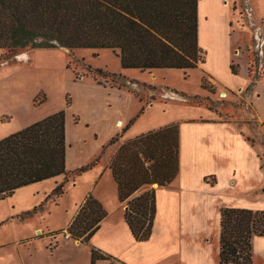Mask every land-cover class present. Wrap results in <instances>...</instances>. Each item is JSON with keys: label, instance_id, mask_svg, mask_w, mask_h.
<instances>
[{"label": "crops", "instance_id": "crops-1", "mask_svg": "<svg viewBox=\"0 0 264 264\" xmlns=\"http://www.w3.org/2000/svg\"><path fill=\"white\" fill-rule=\"evenodd\" d=\"M246 2L248 14L253 21L247 31L249 36L246 41L240 43L241 39L239 38L241 35L243 36V32L240 33L241 28L236 27L231 30L232 25L228 24L229 17L224 18L219 22V26L221 25L220 40L224 43V48L215 53L214 63L209 64V54L206 64L193 68L200 69L206 74L214 88L223 91V97L229 96L228 90L232 91L233 97L230 99L233 101L241 98V94L251 82L249 67L251 66L252 50L256 58L255 67L264 70V24H258L259 20L254 18L255 13L264 9V0H246ZM223 5L230 8L228 2L227 4L223 2ZM218 6L220 7L219 4ZM203 7L206 13L209 9L215 11L214 4L209 5L206 0L199 1V41L200 11ZM207 19L208 16L204 20ZM237 24L239 25L238 22ZM237 49L242 56L240 53V55H235ZM245 50L248 54L246 57H244ZM232 62L238 65L239 71L236 74L232 72ZM128 70L130 69L125 68V73L128 74ZM254 82V93L249 94L248 100L250 103L252 102L255 112H258L254 103L258 100L264 107V78L257 77ZM76 83L81 89V93L75 98L73 97L65 111L66 169L73 171L97 158L98 153H102L104 150L105 156L100 158L96 166L88 172H84L90 174V182L85 181L81 174L77 176L79 179H75V187L80 185L81 187L80 193L74 194L76 207L71 211L72 217L69 223L76 214L80 206L79 203H82L89 193L99 199L107 210L109 208L119 211L122 207L124 211L125 202H120L118 199V185L108 165L111 157L126 140L149 130L177 122L180 127L178 175L168 185L145 184L132 195L136 196L155 188L157 212L150 239L136 240L125 221L124 212L123 218L121 211L118 212V218H115L113 212L108 210V215L103 219L101 227L90 241H93L96 247L123 261L116 264H219V256L217 255L213 259L211 250L220 253L222 207L264 209V147L248 138L251 129L244 122L245 118L240 117V119L239 116H236L232 119H225L220 114L208 110L209 113H204L207 114L206 116L198 118L171 117L165 122L127 133L124 137L123 127L133 119L130 108L136 94L129 88L120 89L92 81L79 80ZM151 91L153 99L154 88H151ZM167 93L173 92L167 90ZM109 100L116 106L113 107L112 103L107 106L105 101ZM102 101L104 103H101ZM149 102L151 103V100ZM19 103L15 102L13 114L0 112V139L4 138L6 134L13 133L12 131L16 132L33 123L30 121L20 127L10 129L21 121V113L24 114ZM99 107L106 113L105 117L100 114L102 112L98 109ZM19 109L22 111L18 114L16 111ZM4 115H10L9 120L3 121ZM255 119L264 122V116L258 115ZM118 121H123L121 127L116 126ZM118 135V141L111 145L108 144L114 136ZM64 177L65 175L62 174L47 180L62 178L64 181ZM207 177H211L215 181L211 182ZM78 180H82V182L80 183ZM65 193L60 197L63 198ZM13 196H16V193ZM239 198L250 202H241V200H237ZM25 204L26 199L22 200L18 206L14 204L11 207L12 212H17ZM5 217V215L0 216V225L6 223L7 220H15L13 216H8L5 221ZM23 221L26 224V220ZM18 222L14 224V228H11V233L20 236L7 244H0V264H25L26 257L31 255L26 242L34 239L33 234L37 235L41 226L34 223L33 226L30 224L31 227H27L28 225H21L20 220ZM25 227L26 229L31 228L32 232L21 233V229L26 230ZM213 235L218 243L212 244L210 237ZM76 241L81 242L80 240ZM9 244H12L13 249L5 250ZM252 246L254 264H264L262 261V263H258V257H256L257 252L261 251L264 246V236L255 235L252 239ZM26 264L28 263L26 262ZM31 264L42 263L33 262ZM95 264L111 263L108 260L99 259Z\"/></svg>", "mask_w": 264, "mask_h": 264}, {"label": "trees", "instance_id": "trees-1", "mask_svg": "<svg viewBox=\"0 0 264 264\" xmlns=\"http://www.w3.org/2000/svg\"><path fill=\"white\" fill-rule=\"evenodd\" d=\"M199 1L0 0V48H110L122 68L188 70L204 64L207 55L199 43ZM231 69L238 73L234 62ZM96 71L103 76L124 78L121 73ZM202 86L214 92V85L206 76ZM44 101L45 97L39 103ZM65 118L66 112L61 109L0 139V199L13 195L20 187L62 174L64 181L54 187L50 196L65 192L64 183L71 172L66 169ZM132 122L133 119L123 130ZM262 126L264 129V122ZM116 139L114 136L108 144ZM179 154L180 127L173 122L126 140L109 161L118 185V199L125 202V221L138 241H146L152 235L156 191L151 188L132 195L145 184L171 183L179 173ZM99 160L100 156L77 167L74 173L91 169ZM37 207L32 211H37ZM107 215L101 201L89 193L62 231L89 243ZM220 222L219 264H254L252 239L255 235L264 236V209L224 206ZM91 258L92 264L99 259L111 264L123 262L94 245Z\"/></svg>", "mask_w": 264, "mask_h": 264}, {"label": "rangeland", "instance_id": "rangeland-1", "mask_svg": "<svg viewBox=\"0 0 264 264\" xmlns=\"http://www.w3.org/2000/svg\"><path fill=\"white\" fill-rule=\"evenodd\" d=\"M206 2L209 5L214 4L215 11L209 9L206 13L204 7L201 9L199 42L207 52L205 64L207 63L209 54V64H212L214 63L215 53L224 48V43L220 40L221 25L219 26V22L229 17L228 24L232 25L231 30L236 27L241 28L240 33L243 32V36L241 35L239 39H241L240 43H244L249 36L247 31L253 21L248 14L249 10H247L248 4L246 0H206ZM223 2H226V4L228 2L230 8L228 9L227 6L223 5ZM204 13L206 14L204 15ZM206 16H208V19L205 21ZM254 18L259 20L258 24L263 25L264 9L258 11L257 14L255 13ZM237 22L242 26L240 27ZM230 32L232 33V31ZM244 52V57H246L248 55L247 51L245 50ZM239 53L237 49L235 55H240L241 53ZM251 55V66L249 67L251 82L248 83L241 94V98L233 101L230 99L233 97L231 95L232 91L228 90L229 96L223 97V91L217 88H214V92L204 88L202 86V78L207 75L200 69L191 68L184 70L174 67L151 69L127 68L130 69L127 74L125 73V68L121 66L119 57L110 48L70 49L61 46L55 48L28 46L16 50L0 48V112L13 114L15 102L18 101L20 102L19 107L23 110L24 114L21 113V121L10 129L20 127L30 121L35 122L61 109L66 111L67 103L71 102L73 97L75 98L81 93V89L76 82L79 80L92 81L120 89L129 88L136 94L130 108V114L133 122H135L125 130L124 137L127 133L140 131L149 125L165 122L171 117L198 118L206 116L207 114L204 113H209V110L220 114L225 119H232L236 116L245 118L244 122L251 129L248 138L253 139L254 142L264 147L262 122L255 119L258 115L264 116V107L257 100L254 104L258 112H255L252 102L250 103V100H248L249 94L254 93L253 85L255 79L257 77L264 78V70L255 67L256 58L253 50ZM96 69L121 73L124 78L113 77L111 75L103 76ZM151 88L155 90L153 99ZM167 90L173 93H167ZM44 97L45 101L39 103ZM150 100L151 103L149 102ZM101 103L104 102L102 101ZM111 103L113 107L116 106L110 100L105 101L107 106ZM142 108H144L143 111ZM21 109L16 111V113L19 114L22 111ZM98 109L102 112L100 114L105 117L106 113L100 107ZM9 116L4 115L2 120H9ZM122 125L116 124L118 127ZM101 135L103 134L101 133ZM118 140L119 135L116 141ZM104 152L105 150L102 153H98L100 158L105 156ZM74 172L73 170L69 173L68 183H64V191L66 193L63 198L60 196H50L54 187L63 182L62 178H56L55 180L51 179L21 188L15 191L16 196H13L15 195L14 193L3 201L0 200V216L5 215V221L8 216H13L15 219L12 221L7 220L6 223L0 225V244H7L17 236H20L11 233V228H14V224L19 223V220L22 222L21 225H28L27 227H31L30 224L33 226L35 223L41 226V228L37 232V235L33 234L34 239L26 242L31 254L26 257L28 264L33 262L42 264H92L91 246H95L94 242L78 243L73 238L68 239L71 237L70 233L62 231L67 227L72 217L71 211L76 207L74 194L80 193L81 185L75 187L74 184L75 179H79V177L77 178L78 175ZM84 172L81 173V177L85 181L90 182V174ZM78 181L82 182V180ZM25 199L26 204L24 207L17 212H12L11 207L14 204L20 205L21 201ZM237 200L245 203L250 202L241 198ZM35 206H38L37 211L33 212L32 210ZM28 207L29 209H27ZM28 210L32 212L26 214ZM108 210L113 212L115 218H118V212L121 211V217L123 218L124 211L122 207L119 211L109 208ZM23 220H26V224H24L25 221ZM30 230L31 228L24 231L21 229V233H31L32 230ZM57 231L59 233H54ZM210 239L212 240V244L214 242L218 243V241H215V235L210 237ZM262 247V250L257 252L258 263L264 262V246ZM5 248L3 249H13L12 244L7 245ZM217 255L219 256V251L217 253L211 250V257L213 259Z\"/></svg>", "mask_w": 264, "mask_h": 264}, {"label": "bare ground", "instance_id": "bare-ground-1", "mask_svg": "<svg viewBox=\"0 0 264 264\" xmlns=\"http://www.w3.org/2000/svg\"><path fill=\"white\" fill-rule=\"evenodd\" d=\"M117 124L122 125V122L121 121H118Z\"/></svg>", "mask_w": 264, "mask_h": 264}, {"label": "built area", "instance_id": "built-area-1", "mask_svg": "<svg viewBox=\"0 0 264 264\" xmlns=\"http://www.w3.org/2000/svg\"><path fill=\"white\" fill-rule=\"evenodd\" d=\"M68 233V232H67ZM69 234V233H68Z\"/></svg>", "mask_w": 264, "mask_h": 264}]
</instances>
